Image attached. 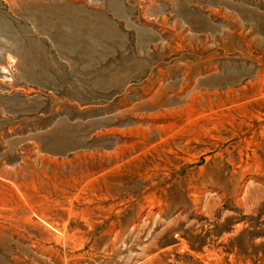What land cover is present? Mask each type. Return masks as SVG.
<instances>
[{
    "label": "rangeland",
    "instance_id": "374dc122",
    "mask_svg": "<svg viewBox=\"0 0 264 264\" xmlns=\"http://www.w3.org/2000/svg\"><path fill=\"white\" fill-rule=\"evenodd\" d=\"M0 264H264V0H0Z\"/></svg>",
    "mask_w": 264,
    "mask_h": 264
},
{
    "label": "bare ground",
    "instance_id": "6f19581e",
    "mask_svg": "<svg viewBox=\"0 0 264 264\" xmlns=\"http://www.w3.org/2000/svg\"><path fill=\"white\" fill-rule=\"evenodd\" d=\"M170 127H172V126H170Z\"/></svg>",
    "mask_w": 264,
    "mask_h": 264
}]
</instances>
